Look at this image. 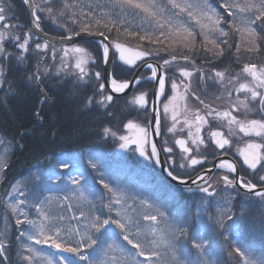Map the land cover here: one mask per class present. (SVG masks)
I'll list each match as a JSON object with an SVG mask.
<instances>
[{"label": "snow or ice", "instance_id": "obj_1", "mask_svg": "<svg viewBox=\"0 0 264 264\" xmlns=\"http://www.w3.org/2000/svg\"><path fill=\"white\" fill-rule=\"evenodd\" d=\"M21 3L29 13L27 22L21 21L11 0H0V87L8 84L5 98L13 91V82L6 78V71L26 65L33 55H47L49 49L55 60L58 51L55 44L60 42L59 51L63 55L56 74L67 71L74 75V88L82 87V82L87 83L92 77L98 82L85 101V109L102 110L105 119L115 120L117 114L111 109L117 102V94L136 89L126 105L137 111L138 116L143 113L144 122L138 118L122 121L129 135H118L106 126L101 138L118 139V147L124 150L134 145V152L156 165L162 164V152L169 154L171 160L170 154L178 146L179 168L192 169L196 176L191 178L188 174L189 179H184L174 166L164 169L167 176L183 185L184 191L204 195L191 213L172 216L148 200H140L137 210L136 198L107 182L103 175L99 184L106 190L107 200L101 194L99 204L89 198L81 184L82 173L69 174L67 178L74 187L65 195L42 199V192L28 188L27 178L16 181L11 192L5 190L9 199L4 202L8 211L0 228V264H213L206 247L208 242L199 230L190 231V219L206 216L223 235L258 206L264 227V0H106L105 3L59 0V4L57 0H21ZM46 22L62 29V33L49 38L43 27ZM69 42L70 47L64 46ZM92 46L95 54L90 51ZM148 57L156 59L149 62ZM228 58L242 65L239 71L233 73L230 65L223 69L215 66ZM198 60L211 64L213 75L206 77ZM42 63L41 58L35 70H26L20 77L21 83L38 85L49 73L47 65L41 70ZM89 65L99 70L90 71ZM143 69L149 71L145 73ZM193 77L218 83L223 91L214 97L213 103L223 100L227 106L213 107L201 99L192 89ZM142 84H153L151 96ZM233 92L237 94L234 99ZM41 93L39 103L44 105L48 95L43 89ZM190 97H195L202 108L192 107ZM33 116L37 124L43 123L40 110ZM162 120L170 121L167 132L175 137L174 146H169L165 139L158 147L153 139L161 136ZM210 120L218 125L211 127ZM35 127L21 126L20 140L15 141L17 147H25L22 141L32 135ZM221 127L227 129V134ZM185 129L186 135H177ZM205 131L207 135L202 134ZM240 133L248 138L244 147L237 148L242 162L219 159L218 153L228 156L232 137ZM50 135L54 138L55 131ZM4 143L0 139V144ZM210 157L213 167L223 170L222 173H213V168L205 167ZM89 163L93 169L97 168L91 159ZM57 164L62 169L69 167L61 159ZM8 167L5 157L0 172H6ZM48 178L63 179L55 173ZM245 203L248 210L243 207ZM26 207L35 209L38 219L31 218ZM73 220L75 224L67 222ZM228 221L232 224L226 227ZM25 239L68 255L54 258L53 254L34 248L32 243H24ZM229 255L240 257L237 264H264V258H256L239 246L232 248Z\"/></svg>", "mask_w": 264, "mask_h": 264}, {"label": "trees", "instance_id": "obj_2", "mask_svg": "<svg viewBox=\"0 0 264 264\" xmlns=\"http://www.w3.org/2000/svg\"><path fill=\"white\" fill-rule=\"evenodd\" d=\"M11 2L15 5L21 21L27 22L28 13L21 0H11ZM57 3L59 4V0ZM43 27L45 31L55 36L63 31L47 22ZM90 51L95 54V47H90ZM41 58L43 59L41 70L43 71L44 65H51L48 67L49 73L42 77L38 85L21 83L20 77L23 73L26 70H35V66ZM150 58L156 59L155 57ZM52 62L53 60L48 54L33 55L26 65L13 66L11 70L6 71V78L13 82V91L6 98L4 94L8 91V84L0 87V134L12 145V153L8 159L9 167L6 172H2L3 179L0 184V228L3 227L1 216H4L6 210L2 199L7 195L5 190L7 189L9 192L12 184L16 181L23 182L27 178L28 188L34 192H42L41 199L49 193L64 194L68 188L67 184L60 183L57 186L51 183L48 178L49 174L64 175L78 164L89 169V157L94 161L99 160L103 164L112 179V185L119 187L122 191L137 192L145 197H150L153 201L161 204L172 216L184 214L177 210L183 204L186 209H191L190 205L195 202L193 196L170 183L155 164L140 160L134 152L117 153L118 139L111 136L101 138L102 129L106 126L111 127L118 135L122 133V121L126 123L130 116L128 106L119 112L115 106L117 102L114 104L111 110L117 114L115 120L105 119L102 110L97 112L95 108L91 111L85 109V101L88 96L93 94L98 82L92 77L87 83L82 82V87L74 88L75 77L57 75L52 67ZM55 62L58 63V61ZM229 65L232 72L239 71L242 66L233 62L231 58L225 59L223 63L218 62L215 66L218 69H223ZM89 69L90 71L99 70L93 65H89ZM148 85L142 84V87ZM41 89L48 95V102L44 105L39 103ZM125 99H123L124 102ZM37 110H40L41 115L44 116L42 124H37L33 116ZM22 125L28 128L33 125L36 127L32 135L22 141L25 147L20 149L16 146L15 141L20 140L19 131ZM53 130L56 133L54 138L50 135ZM58 159L69 164L68 170L58 166ZM101 175L105 178L104 173H94L97 190L100 188L104 199L107 200L106 190L99 184ZM84 187L89 191L93 200L99 204L100 196L94 190V186L85 183ZM168 194L173 197L169 198ZM175 196L176 199H174ZM28 210L31 218L36 215L35 209L28 208ZM12 222L14 223V219ZM190 223L191 232L197 230L200 232L201 227L196 220L190 219ZM239 228H242V246L249 247L248 251L253 256L261 255V258H264V227H262L260 209L257 206L249 211V215L242 221V225H233L228 228L230 236L224 253H221L212 238L207 241L206 247L213 264H237L240 260V257L236 255H229L232 248L237 246L235 230ZM23 242L29 243L26 239ZM253 243H260L261 247H250L253 246ZM15 248L16 245L13 244V249L15 250Z\"/></svg>", "mask_w": 264, "mask_h": 264}, {"label": "rangeland", "instance_id": "obj_3", "mask_svg": "<svg viewBox=\"0 0 264 264\" xmlns=\"http://www.w3.org/2000/svg\"><path fill=\"white\" fill-rule=\"evenodd\" d=\"M105 2H106V0H101V3H105ZM114 11H118V9H116V10H114ZM59 45H60V44H55V46H56V48H57L58 51H57V53H56V60H53V62H52V67L54 68V71H56V72H57V68L60 67V57L63 55V53L59 51V49L61 48V46H59ZM68 47H70V46H68ZM48 55L51 57V50H50V49H49V51H48ZM67 59H68L69 61H71V57H68ZM55 61H58V63H56ZM49 66H51V65H48V67H49ZM71 71L74 72L75 70L72 69ZM233 73H234V72H233ZM61 74L65 75V76H68V77H70V76H71V77L74 76V75H71V73H70V72H67V71L64 72V73H61ZM74 77H75V76H74ZM215 84H216V87H217V86H218V87L220 86L218 83H215ZM229 87H231V86H229ZM220 89H221V88H220ZM222 91H223V89H222ZM236 95H237V94H236L235 92H233V96H232V98L234 99ZM241 95H243V94H241ZM129 113H130V115H132V114L135 113V111L130 107V111H129ZM166 131H167V129H166ZM166 133H168V132H166ZM0 139H4L3 136H2L1 134H0ZM4 140H5V143H4V144H0V163L3 162V158H5V157H7V158L9 159L10 156H11V153H12V145H11L10 147H8L7 145H8V142H9V141H7L6 139H4ZM6 147H7V151H5ZM89 160H90V157H89V159H88L89 169H88L86 166H84V165H80V164H78V165L75 166L73 169H69V170H68V168H67L68 172H67L66 174H64V175H63V174H60V176L63 177V179H61V180L50 179V182L53 183V184H56L57 186H59L60 183H61V184H64V185L67 184L66 186H67L68 188H66L64 194H59V193H51V194H50V193H49L48 195H60V196L65 195L68 189L74 187V186L71 184V181L67 178V177L69 176V174H71V175H73V176H76V175H78L79 173H82L84 179L81 180V184L85 185V183H87V184H91V185H93V186H94V190H95L96 192L99 193V196H101L102 193H101L100 188H99V190H97L98 188H97V184H96V181H95L94 173H95V172H97V173H99V172L104 173V175H105V178H104V179H105L107 182L111 183V184H112V179H111V177L109 176V174L107 173V171H106L105 167L103 166V164H102L99 160L94 161V160L91 159L93 162L96 163V165H97V168H96V169H93V168L91 167V165H90V163H89ZM2 179H3V173L0 172V184H1V182H2ZM60 187L63 188L64 186H60ZM99 187H100V186H99ZM9 192H11V190H10ZM86 192H87L89 198H90L91 200H93V198L91 197L89 191L86 190ZM123 192L127 193V195L130 196V197H135V198H136V201H135L134 206L137 207V210H140V208H139V201H140V200H148L150 203H153L154 205L161 206V204L157 203L156 201H153L150 197H145V196H144L143 194H141V193H137V192H129V191H123ZM172 194H173V193H172ZM48 195H47V196H48ZM15 196H16V194H13V197H15ZM167 196H168L169 198H172V197H173L171 194H168ZM19 198H20V199H23L24 197H19ZM193 198H194L195 202H194L193 205H190L191 209H186L185 206H184V204H183V205L179 206L177 210H178L179 212H181V213H186V212H187V213H191L192 211H194L195 208H196V205L199 203V200H198L196 197H194V196H193ZM8 199H9V197H8V195H6L5 198H3L2 200H4V202H5V201L8 200ZM174 199H176V196L174 197ZM93 201H94V200H93ZM129 204H133V201H132V200H129ZM163 209H164V208H163ZM164 210H165V209H164ZM246 210H247V208H246ZM7 211H8V210L6 209V210H5V213H6ZM26 211L29 212V210H28L27 207H26ZM165 211H166V210H165ZM211 211L214 212L215 210H212V209H211ZM237 211H238V210H237ZM166 212H167V211H166ZM5 213H4V215H5ZM66 215L70 216L71 213H66ZM32 218H34V219H38V217H37L36 215L33 216ZM1 222L4 223V216H1ZM67 222H68V223H72V224H75V223H76L74 220H73V221H67ZM196 222H197V224L200 225V227H201V228H200V229H201V230H200V233L204 236V239H205L206 241H208L210 238H212V241H215V242H216L217 246H218L219 249L221 250V253H224L225 245H228V242H229V236H230L229 229H228L227 231H224V232H223V235H221V234H220V230H218V229L216 228V226H215L211 221H209V220L207 219L206 216L203 217L202 219L196 220ZM142 223H146V222H143V221H142ZM230 223H232V222H231V221H228V222L226 223V227H227L228 224H230ZM238 225H242V221H241V222H238ZM235 233H236V237H235L236 245L239 246V247H241L242 249L248 251L249 247H246V246L243 247V246H242V228L236 229V230H235ZM29 243H32V246H33L34 248H36L37 250H42L44 253H47V254H53V257H54V258H55L56 255H68V254H66V253H58L56 249H54V248H50V247L47 246V245H38V244H35L34 242H30V241H29ZM250 247L258 248V247H261V244H260V243H253V246H250ZM254 257H256V258H261V255L254 256Z\"/></svg>", "mask_w": 264, "mask_h": 264}, {"label": "flooded vegetation", "instance_id": "obj_4", "mask_svg": "<svg viewBox=\"0 0 264 264\" xmlns=\"http://www.w3.org/2000/svg\"><path fill=\"white\" fill-rule=\"evenodd\" d=\"M197 63H198V65L200 67H202L205 70L206 77L213 75V73L210 71V69L212 68L211 64H207L203 60H198ZM146 71H149V70L146 69ZM176 75H177V78H179V74L177 73ZM153 84H154V82H153ZM153 84H149L147 87H144V88H147L148 91L150 89V92H149L150 96H151V93L153 91ZM220 88H221V86H219V87L217 86L216 87V84L212 80L205 79L204 81H200L197 77H193V83H192L193 91H195L196 94L199 95L201 97V99H204L207 103H212L213 107H219V108L223 109L224 107L227 106L226 103L223 100L215 101L213 103L214 97L217 96V95H220L221 92H222V88L221 89ZM133 92L134 91H132L130 94H128L127 96H124V97H117V104L115 103L117 111H119V112L123 111V109L127 106L126 105L127 99L132 95ZM169 94H171L170 91H169ZM124 98H126L125 102L123 101ZM189 103L194 108L195 107H201L202 108V105L199 104V102L195 99V97H190L189 98ZM128 111H130V106H128ZM137 118L140 120L141 123L144 122L143 113H140L139 116H138L137 111H135L134 114L130 115L128 119H137ZM169 125H170V121L162 120V123H161V136H159V145L163 142V140L167 139L168 142H169V146H174L175 137L171 133H166L167 132L166 129H167V127ZM217 125H218V122L210 120V126L211 127H216ZM207 127L208 126H206V128ZM220 130L224 131L225 134H227V129L226 128L221 127ZM129 134H130L129 130L123 127L121 135H129ZM186 134H187V130L186 129H185L184 133H177L178 136L179 135H186ZM202 134L207 135V132L205 131ZM247 139H248L247 137H243L242 133H240L238 136L232 137L233 146L229 149L228 156L224 157L222 155H219V153H218V158L219 159L227 158L229 160L235 159L237 161H241L242 162V158L239 156V154L237 152V148L238 147L239 148L244 147V141H246ZM133 148L134 147L131 146L127 150H123V149H120V148H119V150L122 151V152L125 151V153H127V152L131 153V150ZM168 155L169 154H165L163 152L161 153V156L163 157L164 161H167V163H166V167L167 168H170V167L174 166L176 168L177 172L184 179H189V175L188 174H190L191 178H195L196 173L193 172L192 169H188V168L181 169V168H179V164L181 163V160H180V150H179L178 146H174V152L172 154H170L171 157H172L171 160L168 159ZM209 160H210V162L205 165L206 168H213V173H216V174H220V173L223 172V170L215 169L213 167V163H212L213 158L212 157H210ZM173 161H175L174 165L172 163ZM216 162H218V160H216ZM152 163H154V162H152ZM193 187H195V186H193ZM180 189L183 190L184 188H180ZM184 192H186V191H184ZM186 193L196 197L199 200V203H200V197L204 195L203 193H199V192H193V193L186 192ZM243 207L245 208V210H246V208H248L246 203L243 204ZM212 210H215V204H213ZM237 210H239V207H237Z\"/></svg>", "mask_w": 264, "mask_h": 264}, {"label": "water", "instance_id": "obj_5", "mask_svg": "<svg viewBox=\"0 0 264 264\" xmlns=\"http://www.w3.org/2000/svg\"><path fill=\"white\" fill-rule=\"evenodd\" d=\"M28 15H29V13H28ZM41 36H42V38H43V34H41ZM51 37H55V36L49 34V38H51ZM56 44H61V43H60V42H56ZM64 46H71V44H70V42H69V43H66ZM150 62H154V61H150ZM143 70H144V69H143ZM133 89H134V88H133ZM133 89L126 90V93H124V94H117V96H125V95L129 94ZM109 91H110V87H109ZM158 138H159V137H153V139L157 142V145H158ZM137 153H138V152H137ZM138 155H139V153H138ZM139 157H140V156H139ZM141 158L144 159L143 157H141ZM144 160H145V159H144ZM161 160H162V164H161V165H158V167H159V169L162 171V173L165 175V177H166L168 180H170L173 184H175V185H177V186H179V187H183V188H184L183 185H180L177 181H172L171 178L167 176V172L164 170V169L167 168V167H166V163H165V161H164V159H163L162 156H161ZM189 182H190V180H189ZM193 186H194V185H193Z\"/></svg>", "mask_w": 264, "mask_h": 264}]
</instances>
